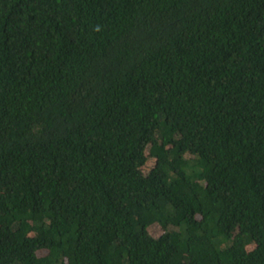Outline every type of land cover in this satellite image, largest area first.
Here are the masks:
<instances>
[{
	"label": "trees",
	"instance_id": "16d2710c",
	"mask_svg": "<svg viewBox=\"0 0 264 264\" xmlns=\"http://www.w3.org/2000/svg\"><path fill=\"white\" fill-rule=\"evenodd\" d=\"M0 264H264V0H0Z\"/></svg>",
	"mask_w": 264,
	"mask_h": 264
}]
</instances>
